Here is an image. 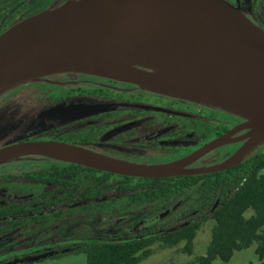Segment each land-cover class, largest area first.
Listing matches in <instances>:
<instances>
[{
	"label": "water",
	"instance_id": "1",
	"mask_svg": "<svg viewBox=\"0 0 264 264\" xmlns=\"http://www.w3.org/2000/svg\"><path fill=\"white\" fill-rule=\"evenodd\" d=\"M150 15L162 18L189 42L210 73L202 85L193 87L201 99L168 95L209 103L237 114H240L237 108H241L246 112L242 115L252 122L234 128L225 137L169 164L117 161L50 141L23 142L1 148L0 162L16 156L49 155L56 151L67 162L115 175L148 179L212 174L237 162L243 152L225 164L189 168L209 152L225 145L236 132L258 126L264 128V31L225 0H68L57 8L30 16L0 34V87L14 74L16 82L13 85L76 72L77 67L88 59V53L79 51L85 46L100 49L128 38L158 37L160 32L148 17ZM62 44L74 48L67 50V55H61L55 47ZM107 64L124 67L111 60ZM136 66L159 71L145 65L128 68L153 73L133 68ZM120 79L134 82L124 77ZM258 140L255 139L246 152ZM170 212V209L163 211L149 225L159 223Z\"/></svg>",
	"mask_w": 264,
	"mask_h": 264
},
{
	"label": "rangeland",
	"instance_id": "2",
	"mask_svg": "<svg viewBox=\"0 0 264 264\" xmlns=\"http://www.w3.org/2000/svg\"><path fill=\"white\" fill-rule=\"evenodd\" d=\"M258 6L259 10H257V14L263 16L264 0H259ZM46 9L49 10L51 7L48 6ZM252 13L256 15V13ZM68 73L71 72L64 73L62 76L50 75L36 78L31 81L23 82V84L12 90L7 89L13 86V84L7 85L0 90V141L5 139L7 135H10V131H14V134H11V136L0 144L1 147L14 144L19 139L38 137L42 135V133L47 134V132L56 125H68L67 131L75 129L76 132L79 131L78 134L82 135V133H84L83 131H87L85 129L91 126H82V124H80V119L89 114H97L101 112L100 109L90 105L73 104L71 106H58L47 114H39L34 117V113H38L42 109L41 104L43 98L46 97L48 93L59 90V88V91L65 93L73 87H95L100 84L104 78H111L123 82L126 81V79H116L105 74L84 73L81 71L72 72L74 74ZM75 73L81 74L82 76L76 77ZM135 84L146 90L149 89L141 83L135 82ZM9 93H14V95L10 96ZM146 108L158 112L157 115L160 113L173 115L175 119V133L177 136L182 137V139H187L185 128L183 129L182 125V122L188 119V114L185 113V111L178 110L179 108L177 105H175V109H173L169 102H161L154 97L146 99ZM198 111L199 109L196 107L193 108L194 114L198 113ZM238 115L246 117L242 114ZM157 117L161 118L160 116ZM23 118L26 119V121L23 120ZM249 120L252 122L250 118ZM160 121L155 120V122L159 124L161 123ZM160 125L164 126V123ZM16 126H18V128L15 130ZM128 128L130 129V126L116 131L91 132V139H89V141L92 145L79 149L101 157H103V154H106L120 157L127 161H134L138 164L159 165L165 164L170 160L180 159V157L188 151V146L192 148L196 145H183L176 149L178 150L176 155L163 154L155 147H136V145L132 143L127 144V146H121L120 137ZM88 133H84L82 137L88 139ZM178 133L180 134L178 135ZM260 133L261 131L255 128L243 131L231 142L232 145L218 150L215 149L216 151L214 150V153L209 154L200 163L202 165L213 164L217 161L216 158L220 157V164H225L228 163L233 156L243 152V155L238 157V159H240L248 153L246 150L251 143L258 138ZM79 139L80 138H75V141H79ZM148 139L151 138L141 141L145 142L148 141ZM263 139L264 134L262 139L257 141L256 147L252 151L253 153L264 151ZM134 141L138 142L136 139H134ZM227 153L230 154V156L226 158L224 155ZM50 158L66 161L62 157H52L48 154L16 156L0 162V175H14L44 168L48 166V159ZM100 177V174L81 175L77 180V193L73 200L65 201L60 207L53 209L48 213L45 220L38 224L29 221L23 225L20 230H13L5 234H0V259H2L5 254L9 253V251L27 249V255L22 256L20 253L18 257L9 261H5L3 259L6 258H3L0 264H28L31 260L42 261L34 264H85V257L82 255H66L60 259L54 258L77 249L81 244L87 241L95 239L107 240L121 232L131 231L130 226L134 224L136 220L144 217H146L147 220H151L164 210V208L161 209L159 207V204H134L128 193L117 191V187L126 184L124 179L114 176L99 180ZM130 183L135 185L138 181L134 180ZM51 188L50 186H35L23 183H18L17 185H0V199L28 200L39 197L42 192ZM86 191H90L91 193L101 191L102 195L93 200H85L83 199V195ZM194 198V191H189L183 196L171 201L168 208H171L172 213H170L163 222L180 217L193 202ZM97 204L102 205V207L94 209L92 212H87L85 207ZM58 212L61 213L59 217L56 216ZM211 228L212 224L207 223L197 236L194 242V255L188 256L184 254L182 252V245L173 249H161L155 246L153 248V256L142 264H190L194 261L196 256L206 254L207 246L211 239ZM251 263H258V259L253 250L237 253L230 264Z\"/></svg>",
	"mask_w": 264,
	"mask_h": 264
},
{
	"label": "trees",
	"instance_id": "3",
	"mask_svg": "<svg viewBox=\"0 0 264 264\" xmlns=\"http://www.w3.org/2000/svg\"><path fill=\"white\" fill-rule=\"evenodd\" d=\"M31 1L33 0H0V34L49 6L45 2L30 4ZM63 2L64 0H61L52 7L55 8ZM21 84L23 83L15 84L7 90H12ZM78 94L100 99L109 97V92L102 89L79 90ZM173 98L200 106L210 105L179 97ZM142 109L148 108L144 105ZM201 123L200 117L197 116L192 119L190 126L192 129L201 130ZM186 124L189 125L187 120H184L182 125L185 130ZM201 138L193 137L191 144L196 145L192 148L188 146V151L180 158L190 154L209 140ZM65 144L76 148H86L87 143L75 141V143L65 142ZM255 147L256 145L237 162L220 172L160 179L120 176L50 158L46 168L24 173L19 177L31 182L54 184L57 187L28 203L11 202L0 206V218L23 216L29 211L32 213V221L38 222L42 220L40 214L74 199L77 193V180L81 175L100 174L99 180L117 176L126 181L124 186L117 187V191L128 193L132 202L137 205L159 204V207L165 210L171 201L189 191H194L195 198L176 219L163 222L167 216L159 223L149 225L147 218L144 217L130 226L131 231L121 232L107 240L87 241L77 249L56 256L54 259H60L66 255H82L85 257V264H142L153 256L155 246L161 249H173L181 245L182 252L192 256L197 236L207 223H211V239L206 254L196 256L190 264H230L237 253L249 250H253L257 257L256 264H264V151L253 153ZM176 149L174 148L175 151L169 155H176L178 151ZM103 157L135 163L112 155L103 154ZM13 178L18 176L1 177L0 182ZM134 180L138 183L132 185L130 182ZM101 195V191L96 193L86 191L83 199L93 200ZM100 207L102 205L97 204L85 208L87 212H92ZM34 263L35 261L28 262V264Z\"/></svg>",
	"mask_w": 264,
	"mask_h": 264
},
{
	"label": "flooded vegetation",
	"instance_id": "4",
	"mask_svg": "<svg viewBox=\"0 0 264 264\" xmlns=\"http://www.w3.org/2000/svg\"><path fill=\"white\" fill-rule=\"evenodd\" d=\"M59 1L61 0H33L30 2V4L45 2L49 5V7H51V9H53L52 5ZM66 1L68 0H64L62 4H64ZM225 1L228 2L230 5L234 6L235 8H238L243 14H245L250 20H252L257 26H259L264 31V15L261 16L257 14V10H259V6H258L259 0H225ZM252 12L256 13V15L253 14ZM133 68L142 70L145 72H154L151 69L140 67V66H136ZM63 74L64 73H60V74H55L51 76H62ZM68 74H74V73L71 72ZM75 75L76 77L82 76L81 74H78V73H75ZM102 80L103 81L100 82V84H98L95 87H90V88L73 87V88H70L65 93L63 91H59L60 90L59 88V90H56L55 92L48 93L47 96L44 97L42 100V104H41L42 111L40 110V112L34 113L33 115L34 117H36L39 114H42V115L47 114L53 111L58 106H71L73 104L90 105L92 107H97L98 109L101 110V112L97 114H91V115L89 114V115L82 117V119H80V124H82V126L84 125L91 126L90 128L85 129L87 131H83L84 133L89 132L88 139H84V137H82L84 136L83 135L84 133H82V135L78 134L79 131L76 132L75 129H72L71 131H67V128L69 127L68 125H63V126L56 125L53 128H51L47 132V134L42 133V135L38 137L19 139L14 144L23 143V142H37V141H50V142H59V143L65 144V142L75 143V138H80L79 141H81L82 143H87L85 144L86 146H91L92 144L89 141V139H91V134H90L91 132L94 133L96 131H110V130L116 131V130L124 129L127 126H130V129L128 128L127 131H125L123 135L120 137L121 146H127V144L132 143V144H135L136 147L137 146H140L142 148L155 147L161 153L169 155V154H172L174 148H178L181 145L188 146L189 144H191L192 143L191 139L193 137L198 138L199 136V137H202L201 139H204V140H206L207 138L209 139L208 141H206L203 145L199 147L201 148L211 141H214L220 137H225L234 128L250 123V120L248 117L235 114L231 111L225 110L223 108L217 107L212 104H210L209 106H203V105L200 106V105L191 104L185 100H181V99L176 100L175 98L170 97L168 95L154 92L149 89L146 90L143 87H140L139 85L133 82H127V81L123 82V81H118V80L111 79V78H104ZM91 89H102V90L108 91L109 97L100 99V98L90 97V96H80L78 94L79 90H91ZM13 95L14 93L10 94V96H13ZM150 97H154L158 101H161V102L163 101L169 102L173 109H175V105H177L179 108L178 110H183L185 111V113L188 114L187 123L189 125L186 124L187 126L185 130L187 139H182V137L177 136V134L175 133L176 132L174 131L175 129L174 120L175 119L173 115H169L167 113L166 114L160 113L159 115H157L158 112H155L150 109H147V110L142 109V107L146 105V99ZM127 106H135L136 108H124ZM194 107L199 109L198 113L194 114L193 112ZM157 116H160L162 119ZM197 116H199L202 121L201 130H198L197 128L192 129V127L190 126L192 119ZM23 120L26 121V119L24 118ZM155 120L160 121L161 122L160 124L164 123V126L155 122ZM17 128L18 126H16L15 130ZM249 129H252V128L243 129L231 135L228 138L227 143L223 145L222 147L217 148L216 150L232 145L231 142L237 138V135L239 133L249 130ZM13 132L14 131H10V135H7L5 139H2L0 141V144L3 143L9 136H11V134H14ZM179 134L180 133H178V135ZM148 136H151V137H148ZM147 138H151V139H148V141H145V142L141 141V140H147ZM134 139H136V141L138 142H135ZM82 140H86V141H82ZM117 144H120V143H117ZM1 148H4V147L0 146V149ZM196 150H194L193 152H195ZM215 151L213 150L209 152L208 154L200 158L198 161H196L194 164L189 166V168L211 167V166L220 164L221 163L220 157H217L216 158L217 161L213 164H203L202 165L200 163L209 154H212ZM249 151L251 150L249 149L248 152ZM193 152H191L190 154H192ZM190 154L180 159L170 160L169 163L177 162V160L179 161L189 156ZM224 156L227 158L228 156H230V154L227 153ZM53 160L62 161L58 159H53ZM46 167L47 166H45L44 168ZM33 171H37V170H33ZM29 172H32V171L23 172V173L14 174V175H11V174L0 175V178L5 177V176L7 177L8 176H18V178H13V179L2 181L0 182V185H5V184L17 185L18 183L20 184L23 183V184H30V185H35V186H45V187L50 186L52 188L47 191L42 192L39 197L31 198L28 200H14V199L1 200L0 199V206L6 205L7 203H11V202L18 203V204L28 203L31 200L40 198L42 195L46 194L47 192L57 187L54 184L36 183V182H31L29 180L19 177L22 174L29 173ZM58 207H54L50 211L45 212L44 214H40V217L42 218V220L38 222H34V221L33 222L38 224L44 221L48 213ZM168 209L171 210V208H167L165 210H168ZM170 213H172V210ZM60 214L61 213L58 212L56 216L59 217ZM151 220H148V223ZM29 221H32V213L29 211L27 212V214L23 216H10V217L0 218V234H5L13 230L14 231L20 230L21 227ZM15 222H17V224H15ZM26 250L27 249L9 251V253L5 254L4 257H2V259L6 258L7 260L6 259H3V260L9 261L11 259L18 257V254L20 253L22 254V256H25L27 255ZM2 259H0V262L2 261ZM31 261H34V260H31ZM35 263H40V262L38 260V261H35Z\"/></svg>",
	"mask_w": 264,
	"mask_h": 264
},
{
	"label": "bare ground",
	"instance_id": "5",
	"mask_svg": "<svg viewBox=\"0 0 264 264\" xmlns=\"http://www.w3.org/2000/svg\"><path fill=\"white\" fill-rule=\"evenodd\" d=\"M148 17L158 28L160 36L128 38L100 49L94 46L82 47L79 51L88 53V59L77 67V71L105 74L116 79L124 77L141 83L154 92L201 99L202 97L193 87L204 83L210 75L209 69L196 50L169 23L154 15ZM72 48L74 47L70 44H62L56 46L55 50L61 55H67L66 51ZM110 60L124 67L108 65L107 62ZM130 65H145L157 68L159 71L147 74L129 69ZM15 77L16 74L10 76L0 89L14 84ZM237 111L246 114L241 108H237ZM256 129L261 131L257 139H262L264 128L258 126ZM49 155L62 156L56 151L50 152Z\"/></svg>",
	"mask_w": 264,
	"mask_h": 264
}]
</instances>
